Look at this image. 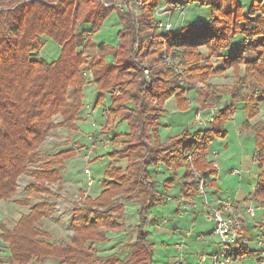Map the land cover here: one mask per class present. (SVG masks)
<instances>
[{"label":"trees","instance_id":"1","mask_svg":"<svg viewBox=\"0 0 264 264\" xmlns=\"http://www.w3.org/2000/svg\"><path fill=\"white\" fill-rule=\"evenodd\" d=\"M107 2L111 5L102 0H0V201L17 193L19 177L24 173L34 179L26 187L33 196L51 194L49 185L61 184L64 162L77 155L75 150L48 155L32 171L29 165L41 160V146L53 130L66 127L80 131L78 122L88 83H95L98 89L96 108L110 93L102 132L109 135L119 123L128 124L126 133L111 138L113 149L102 155L111 159L104 171L102 190L96 196L80 192L81 202L71 215L73 234L69 240L51 241L50 232L39 225L55 212L54 203L47 200L33 203L30 198L20 199L30 207L29 212L12 228L0 221V239L8 244L10 264H31L33 260L45 264L49 258L60 259V264H123L117 252L101 255L97 245L109 240L110 231L126 226V202L134 195L139 223L126 264H155V243L148 238L146 225L159 224V216L148 214L155 206L175 200L170 190L176 185L180 199L201 196V178L214 188L207 196L213 200L209 193L219 191V169L208 158L210 146L217 137L227 135L224 124L234 115L238 102L245 103L247 119L243 126L254 133V160L259 165L255 202L251 201L256 212L264 210V121L251 123L264 102V1L254 0L246 13L238 0H190L183 9L191 2L211 5L209 21L172 32L157 29L159 0H125L126 8H119L114 0ZM132 3L138 10L131 7ZM114 11L122 26L118 44L96 43L94 34ZM185 17L184 13L183 24ZM80 19L92 28L79 30ZM238 34L244 37L242 43L233 41ZM43 37L60 46V55L53 61L37 55ZM87 44L96 47L103 64L93 80L85 77V54L80 50ZM204 46L209 51L207 56L200 51ZM224 50L229 53L222 54ZM110 55L114 63H109ZM214 55L223 63L214 65ZM229 68H234L237 78L224 88L231 100L215 111L209 125L195 131L186 125L163 142L160 128L166 102L174 97L180 110H188L189 92L195 89L199 109L213 108L222 97L209 80ZM200 81L206 87H198ZM57 114L62 119L55 123ZM119 159H126V165H119ZM162 163L173 175L162 182L161 190L150 166ZM180 168L185 172L177 179ZM212 242L215 250L209 254L218 249L219 242ZM230 255L233 263L244 264L253 257L264 264V251L252 249L247 242H240Z\"/></svg>","mask_w":264,"mask_h":264},{"label":"rangeland","instance_id":"2","mask_svg":"<svg viewBox=\"0 0 264 264\" xmlns=\"http://www.w3.org/2000/svg\"><path fill=\"white\" fill-rule=\"evenodd\" d=\"M102 1L106 4L107 0ZM124 1L125 0H114L119 8H126ZM238 1L243 5L246 13L254 2V0ZM159 2L161 3V0H159ZM107 3L111 5L109 2ZM131 7L138 10V5L135 3H132ZM225 7L228 6L225 5ZM157 9L158 8H156V10ZM211 11V5L191 2L185 6L184 13L186 17L184 24L182 23L181 25H205L211 17ZM156 17L155 11V19ZM79 21V30L82 31L83 29L92 28V25L90 23H84L83 19ZM121 28L119 15L114 11L104 21L100 30L94 34L93 40L96 43L106 42L116 46L119 42L118 33ZM233 41L235 43H242L244 37L242 34H238L234 37ZM60 50V46L54 40L43 37V47L37 55L48 61H53L60 55ZM80 50H83L85 54V77L87 80H93L96 71H100L103 66L97 57V49L87 44L81 47ZM200 51L205 56L209 53L208 48L205 46L201 47ZM227 53H229L228 50L222 51V54ZM107 59L109 63H114L113 56L110 55ZM144 59L147 58L144 57ZM211 61L214 65L223 63V59L218 55H214ZM241 67L243 74L245 66L242 65ZM145 73L149 75V69L147 67L145 68ZM147 79L150 80V78ZM236 79L234 68H229L224 73L213 75L210 78L209 81L211 86L217 90V95L222 97L213 108L199 109L198 105L200 100L197 99V92L195 89L189 92L188 103H190L192 107L190 106L188 110H180L177 107L175 98L171 97V99L166 102L167 111L161 118V140H168L170 137L179 134L186 125H190L191 131L206 128L209 125V121L213 120L215 111L220 108L225 101L231 100V96L228 92H224V88L232 85ZM197 85L200 88L206 87V84L202 81L198 82ZM105 95L106 98L104 103L102 105L99 104L96 108L98 89L95 83H88L84 87V106L80 111L81 119L78 122L80 131H70L66 127L56 128L41 146V160L29 165V171H32L40 166L48 155L56 154L62 150H75L77 155L64 162L65 168L62 172L61 184H50L49 187L53 189L51 194L42 192L37 196H33L26 190V187L32 183L34 179L30 173L22 174L18 180L17 193L9 199L0 201V221L5 222L8 227L12 228L23 214L29 212L30 207L20 202V199L30 198L33 203L47 200L54 203L55 212L43 218L39 225L50 232L51 241H60L62 239L69 240L71 238L73 234L71 215L74 207L81 202L82 197L80 192L85 191L92 196H96L100 191L99 189L102 188L104 171L111 162L108 155L102 156L113 149L112 142L108 146L104 145V139L107 138L111 140L117 133H126L128 131V124L126 122H121L109 135H105L102 132L101 129L106 117L105 109L111 102L110 93H106ZM244 106V102H238L236 104L234 115L224 124L227 135L223 138L217 137L211 143L208 158L213 160L219 169L217 181L219 184V191L215 194L213 192L209 193V195L211 194V200L212 198L213 200L222 198L239 201V196L242 194L247 195V198L254 201V190L257 180L256 174L259 171V165H257L254 160L256 149L254 133L251 129H245L243 126L247 119ZM259 106L260 113L251 120V123L257 120L264 121V102L260 103ZM91 110H95L94 116H87ZM61 119L62 117L60 114L53 117L55 123L59 122ZM126 162V159L118 160V164L122 166H125ZM165 166L166 165L163 163L159 166H150V172L154 180L159 183L157 186L158 189L161 190L162 182L173 175V173H168L167 167ZM86 168L90 169V176L94 179L93 185H88L87 183L89 175L85 172ZM235 169L240 170L241 174L235 173ZM182 172H185V168L182 169ZM176 178L179 179L178 175H176ZM206 189L208 192L214 190L209 183ZM177 191L176 188L172 190V195L174 194L175 196L174 201L170 200L167 204L155 206L148 214L149 217L154 215L161 216L163 219L162 223L174 231L173 237L158 235L155 232L154 224H148V238L155 243V264H165L167 257L173 254H175L174 257L176 260H173L170 264H194L196 261L193 260L188 263L187 259L195 255L194 257L197 260L198 253L207 256L215 249V244H213L210 234L214 228L213 222L207 220L202 211L200 214L193 211L196 209V207L190 206L196 202L193 198H184L189 202V207L187 210H183L178 204L180 197H176ZM136 199L137 196L134 195L130 201L126 202V226L122 230L109 232L112 242L105 246H101V249L98 247L101 251V255H109V253L112 254L117 252L123 264H126L128 261L130 248L134 245L137 237L136 226L139 219V205L136 203ZM202 200V196L201 198H197L198 202ZM236 212L241 216L243 227L245 221L249 223L248 228L250 229L249 233L252 235V239L250 241L249 235L245 233L246 242L249 243L252 249L264 251V238L262 236L264 232V210L262 208L257 209L256 216H248L244 211L245 216L243 218L241 214L242 210H237ZM188 232L189 234H187ZM201 235H205L207 237L206 240L200 239L199 236ZM177 236H179V240ZM175 242L182 244L181 248L178 249L180 251L175 250ZM7 246L8 244L0 239V263H2L1 259L8 262V258H10ZM203 248L204 251L202 250ZM200 260L201 257L196 263H199ZM44 262L45 264H60V259L49 258ZM243 262L244 264H258L257 260L253 257L247 258ZM31 264H40V262L33 260ZM232 264H239V262H232Z\"/></svg>","mask_w":264,"mask_h":264},{"label":"built area","instance_id":"3","mask_svg":"<svg viewBox=\"0 0 264 264\" xmlns=\"http://www.w3.org/2000/svg\"><path fill=\"white\" fill-rule=\"evenodd\" d=\"M189 1L190 0H161L156 10L158 30L164 32L179 30L182 27L181 24L184 19V3ZM106 4L108 5V3ZM104 141L105 146L111 144L110 139L106 138ZM85 172L89 175L87 181L88 185H93L94 179L90 176V169L86 168ZM234 172L241 174V171L237 169H235ZM206 187H208V181L201 178L199 181V192L200 195L204 197L202 207L198 206L196 202L190 206L196 207V209H194L195 211L201 210L206 219L213 222L214 228L210 234L212 240L218 241L219 245L217 251L214 253L208 254L207 256L202 255L200 262L197 264H229L232 262L230 255L232 249L237 247L240 242H246V234L242 219L240 214L236 212L239 205L232 199L217 198V200L209 201ZM180 204L185 208L189 207V202L184 198L180 199ZM244 211L249 216L256 215V209L251 200H247V203H245ZM199 238L205 240L207 237L201 235Z\"/></svg>","mask_w":264,"mask_h":264},{"label":"crops","instance_id":"4","mask_svg":"<svg viewBox=\"0 0 264 264\" xmlns=\"http://www.w3.org/2000/svg\"><path fill=\"white\" fill-rule=\"evenodd\" d=\"M173 98V97H172ZM171 99V98H170ZM169 101V100H168ZM107 105H108V103H107ZM192 107V106H191ZM94 112H95V110H91L90 111V113H88V115L87 116H94ZM80 121V120H79ZM167 140H164L163 142H166ZM165 167H167V166H165ZM182 169H184V168H180L179 170H178V177L180 178V176H182L183 175V173L184 172H182ZM167 170H168V173H172V170L169 168V167H167ZM216 179H217V181H218V176L216 177ZM178 185H176L175 187H173L171 190H170V195H172V190L174 189V188H176L178 191H177V195H179L180 194V188H179V186L177 187ZM220 186H221V184H220ZM100 191L102 190V188H100L99 189ZM99 191V192H100ZM98 192V193H99ZM173 196H174V194H173ZM216 196V195H215ZM179 197V196H178ZM197 198H201V196H195L193 199L197 202V204L200 206V207H202V201L201 202H198L197 201ZM203 198V197H202ZM209 198H210V195H209ZM239 198H240V200L239 201H236L237 203H238V210H242V212H241V214H242V218L245 216L244 215V206H245V203H247V200H250L249 198H247V195H240L239 196ZM204 199V198H203ZM183 208V207H182ZM194 212H196L197 214L199 213L200 214V212H201V210H199V211H195L194 210ZM247 215V214H246ZM149 216V215H148ZM249 216V215H248ZM256 216V215H255ZM138 217H139V215H138ZM151 217V216H150ZM163 222V219L161 218V216H159V224H157V225H154L155 226V232L158 234V235H165V236H171V237H173L174 236V231L173 230H171L170 228H168L167 226H165L164 225V223H162ZM138 223H139V219H138ZM248 222L247 221H245L244 222V228H245V233H247V235H249V238L250 239H252L251 238V236L252 235H250V233H249V228H248ZM148 224L146 225V229H147V231H148ZM110 232H113V231H110ZM109 235H110V233H108ZM148 235H149V231H148ZM111 237L109 236V240L107 241V242H105V243H101V244H98L99 246V248L101 249V246H105L106 244H108V243H111L112 242V240L110 239ZM179 238V236H177V239ZM111 240V241H110ZM179 240V239H178ZM151 241V240H150ZM180 246V247H179ZM181 246H182V244H180V243H178V242H175V250H177V251H180V250H178V249H180L181 248ZM103 249V248H102ZM203 251H204V248L202 249ZM215 250V249H214ZM194 253H197V252H194ZM110 254V253H109ZM192 254V253H191ZM174 255L175 254H173V255H171V256H168L167 257V259H166V263L165 264H170L173 260H176V258L174 257ZM201 253L199 254H197V260H196V258L193 256L192 258H190V259H187L188 261V263H190L191 261H196V262H198L199 261V259H200V257H201ZM154 259H155V257H154ZM1 261H2V263H0V264H10V258H8V262H5V261H3L2 259H1ZM196 262H194V264H196ZM45 263V262H44Z\"/></svg>","mask_w":264,"mask_h":264}]
</instances>
